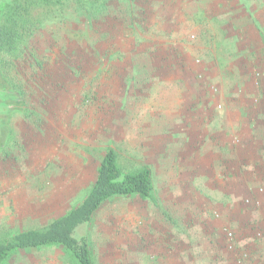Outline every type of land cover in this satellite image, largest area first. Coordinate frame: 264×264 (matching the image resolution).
<instances>
[{
    "label": "rangeland",
    "instance_id": "obj_1",
    "mask_svg": "<svg viewBox=\"0 0 264 264\" xmlns=\"http://www.w3.org/2000/svg\"><path fill=\"white\" fill-rule=\"evenodd\" d=\"M37 19L3 63L27 103L0 152V240L78 205L113 149L153 190L75 232L94 264H264V0H50Z\"/></svg>",
    "mask_w": 264,
    "mask_h": 264
},
{
    "label": "trees",
    "instance_id": "obj_2",
    "mask_svg": "<svg viewBox=\"0 0 264 264\" xmlns=\"http://www.w3.org/2000/svg\"><path fill=\"white\" fill-rule=\"evenodd\" d=\"M49 1L0 0V105L6 110V113H0V152L12 141L9 125L12 113L24 112L27 103L25 95L4 72V58L17 55L19 45L35 34L39 25L37 16ZM152 190L148 168L124 171L118 165L117 153L107 149L100 158L96 178L82 201L43 227L21 230L1 239L0 264L16 251L48 246H61L76 264H94L87 239L75 237V232L91 223L105 202L120 196L148 198Z\"/></svg>",
    "mask_w": 264,
    "mask_h": 264
}]
</instances>
